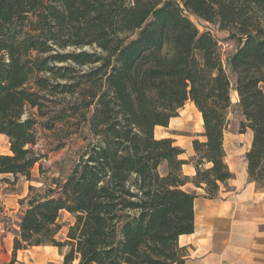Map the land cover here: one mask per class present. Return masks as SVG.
<instances>
[{
    "label": "trees",
    "instance_id": "obj_1",
    "mask_svg": "<svg viewBox=\"0 0 264 264\" xmlns=\"http://www.w3.org/2000/svg\"><path fill=\"white\" fill-rule=\"evenodd\" d=\"M190 16L238 41L227 63ZM232 90L240 132L253 133L249 179L263 188L264 0H0L2 181L31 179L45 156L34 149L40 128L64 124L68 141H85L61 184L23 211L8 264L46 245L63 264H186L179 237L194 232L197 194L183 186L214 198L233 177L224 149ZM188 101L206 137L193 141L194 176L175 139L155 135ZM64 211L74 221L62 240Z\"/></svg>",
    "mask_w": 264,
    "mask_h": 264
},
{
    "label": "crops",
    "instance_id": "obj_2",
    "mask_svg": "<svg viewBox=\"0 0 264 264\" xmlns=\"http://www.w3.org/2000/svg\"><path fill=\"white\" fill-rule=\"evenodd\" d=\"M232 80L235 81L234 76ZM232 95L236 97L235 101L238 103L237 91L232 90ZM187 105L201 119L202 115L200 116L201 113L195 104L188 101L185 106ZM185 106L179 111V116L170 119L167 127L156 126L155 135L157 138L175 139V144L184 150L180 158L189 161L183 165L184 173L194 176L196 167L193 159L196 152L193 141L195 139L205 141L206 137L201 135L204 130L189 129L190 132L182 134L188 129L182 114L184 110L186 111ZM240 117L233 119L229 114L230 123L224 132L225 161L233 177L225 183H220L218 195L214 198L206 197L205 189L196 187L193 183L183 186L184 190L197 194L194 201V232L179 237L180 246L188 250L186 264H264V187H258L249 179L246 153L251 148L253 133L250 129L245 133L240 132L242 116ZM4 141H8L7 136L0 134V143ZM8 153L9 148L6 151L0 150V155ZM204 165L210 168L212 163L205 162ZM4 177L9 176L0 175V215H7L9 211L12 213L13 197H19L8 189V183L2 181ZM28 206L29 204L22 208L19 220ZM18 231L19 223L16 226V234H11L0 221V259L5 255H12L13 242ZM1 240L6 241L8 253L1 251ZM39 247H51L57 249L60 254L55 246L31 248ZM29 249L18 252H27ZM60 256L63 264V256L61 254Z\"/></svg>",
    "mask_w": 264,
    "mask_h": 264
},
{
    "label": "rangeland",
    "instance_id": "obj_3",
    "mask_svg": "<svg viewBox=\"0 0 264 264\" xmlns=\"http://www.w3.org/2000/svg\"><path fill=\"white\" fill-rule=\"evenodd\" d=\"M190 18L200 31H210L218 39L221 53L223 54L225 63H227L229 56L238 47V41L230 37V31L221 30L217 24L200 20L195 16H190ZM231 77L233 79L232 74ZM235 100L236 97L232 95L233 105L230 110V117L233 119L241 118ZM185 109L186 111L184 110L182 114L184 115L188 129L182 132V134L190 132L188 131L189 129L203 131V124L200 117L196 116L195 112L188 105L185 106ZM66 132L67 128L64 124H60V129L57 131H47L40 128L39 141L34 149L40 150L45 155L44 158L33 168L31 179L28 180L25 177H18L14 182L8 183V189L12 193H15V195H19V197H13L12 205L14 211L12 213L10 211L7 212V215H0V221L4 228L11 234H16V226L19 223L22 208H25L31 200L44 197L50 191L55 190L70 173L77 159L78 151L83 147L85 141L82 138H77L72 142L70 140L68 141L65 136ZM62 142H66V145L60 148V143ZM8 148V141L0 143V150L6 151ZM161 170L163 171L164 167ZM11 179L13 180V177ZM73 221L74 217L71 214L67 212L61 213L59 222L63 227L58 234L59 239H65L69 225ZM1 241V251L8 253L6 241ZM11 258V254L5 255L0 259V264H8ZM17 259V264H62V258L57 249H52L51 247L30 248L27 252H18Z\"/></svg>",
    "mask_w": 264,
    "mask_h": 264
},
{
    "label": "bare ground",
    "instance_id": "obj_4",
    "mask_svg": "<svg viewBox=\"0 0 264 264\" xmlns=\"http://www.w3.org/2000/svg\"><path fill=\"white\" fill-rule=\"evenodd\" d=\"M200 116H201V114H200ZM201 121L203 122V118H202V116H201Z\"/></svg>",
    "mask_w": 264,
    "mask_h": 264
}]
</instances>
